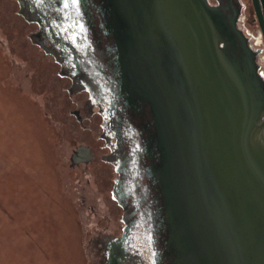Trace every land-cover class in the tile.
<instances>
[{
  "label": "water",
  "instance_id": "obj_1",
  "mask_svg": "<svg viewBox=\"0 0 264 264\" xmlns=\"http://www.w3.org/2000/svg\"><path fill=\"white\" fill-rule=\"evenodd\" d=\"M0 67L92 264H264V0H0Z\"/></svg>",
  "mask_w": 264,
  "mask_h": 264
},
{
  "label": "rangeland",
  "instance_id": "obj_2",
  "mask_svg": "<svg viewBox=\"0 0 264 264\" xmlns=\"http://www.w3.org/2000/svg\"><path fill=\"white\" fill-rule=\"evenodd\" d=\"M0 67V264H92L85 220Z\"/></svg>",
  "mask_w": 264,
  "mask_h": 264
}]
</instances>
